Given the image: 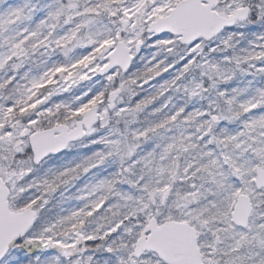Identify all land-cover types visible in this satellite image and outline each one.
Wrapping results in <instances>:
<instances>
[{
  "label": "snow or ice",
  "instance_id": "obj_1",
  "mask_svg": "<svg viewBox=\"0 0 264 264\" xmlns=\"http://www.w3.org/2000/svg\"><path fill=\"white\" fill-rule=\"evenodd\" d=\"M0 264H264V0H0Z\"/></svg>",
  "mask_w": 264,
  "mask_h": 264
}]
</instances>
